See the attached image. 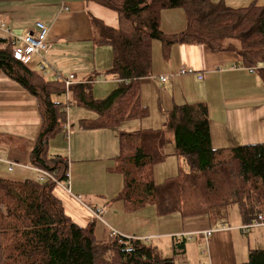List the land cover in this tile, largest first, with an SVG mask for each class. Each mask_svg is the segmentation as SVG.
Returning a JSON list of instances; mask_svg holds the SVG:
<instances>
[{
    "label": "trees",
    "instance_id": "1",
    "mask_svg": "<svg viewBox=\"0 0 264 264\" xmlns=\"http://www.w3.org/2000/svg\"><path fill=\"white\" fill-rule=\"evenodd\" d=\"M85 2L117 13L119 20L118 28H110L91 16L100 29L97 44L113 52L112 67L105 75L118 82L103 99L94 97L98 78H91L72 86L65 103L54 101V96L67 95L64 82L49 80L41 69L20 62L14 46L0 38V70L38 101L42 125L31 165L62 184L67 181L69 162L52 154L50 143L59 135L67 136L68 107L98 115L94 121L80 122L83 129L119 128L124 122L147 118L140 86L141 80L152 76L154 41L162 44L165 58L172 46L189 44L213 53H232L244 68L264 65V5L258 2L238 9L224 0ZM172 9L184 10L187 28L168 35L161 30V14ZM258 74L264 83V70ZM119 141L115 170L123 176L124 187L115 201H122L127 213L155 206L159 217L206 216L212 228H228L233 207L238 208L243 225L264 215V144L214 150L207 104L175 106L161 130L120 133ZM168 144H173L181 165L177 177L158 186L154 168L166 161ZM56 186L52 180L19 182L0 177V264H177L173 257L162 258L151 242L111 234L103 240L95 232L96 221L86 227L73 223L53 195ZM176 247L185 248V243ZM243 264H264V249H251Z\"/></svg>",
    "mask_w": 264,
    "mask_h": 264
},
{
    "label": "crops",
    "instance_id": "2",
    "mask_svg": "<svg viewBox=\"0 0 264 264\" xmlns=\"http://www.w3.org/2000/svg\"><path fill=\"white\" fill-rule=\"evenodd\" d=\"M224 1L235 9L247 7L251 2ZM238 1L237 5L231 4ZM91 16L110 28L119 26L117 13L85 0H0V22L6 25V29L0 28V38L8 40L11 34L23 36L34 31L37 23H43L49 29L51 48L49 53L39 54L30 62L32 69L38 71L42 64L45 65L49 73L46 78L52 81L56 74H74L75 85L98 78L93 85V95L103 99L117 88L118 82L112 79L107 83L105 73L112 67L113 52L111 49L108 53L110 47L97 44L100 29L93 25ZM186 28L183 9L162 12L163 33L180 34ZM152 56V76L141 80L140 86L141 103L149 114L147 118L124 122L119 128L83 129L80 122L94 121L98 115L85 108L68 107L70 133L52 140L50 150H67V154L61 156L69 162L70 183L67 187L57 185L53 195L62 203L65 214L73 223L86 227L96 221L95 232L100 239L107 240L112 231L117 232L98 225L104 216L111 227L117 221L133 219L136 225L146 226L147 230L155 226L158 231L133 235L123 227L118 231L127 237L117 234L125 238L150 239L161 251L165 242L170 254L176 244L184 242L185 248H192L204 240L202 244H206L207 251L202 254L208 255V264H238L237 247L242 248V243L235 241V232L226 227L212 228L206 216L182 219L175 214L159 217L155 206L126 213L123 202L115 201L124 187L123 176L115 170L121 152L119 136L120 133L161 130L167 114L175 106L205 103L214 150L264 144V83L258 72L250 73L248 68L242 67L236 55L213 53L202 45L176 44L172 46L170 56L165 58L162 44L154 41ZM183 68L192 69L196 74L180 75ZM169 75L175 77L161 82L162 77ZM198 75H203V79L199 80ZM100 78L103 80L99 81ZM41 125L37 98L0 70L1 178L9 172L7 162H14L19 166L9 172L12 177L5 178L19 182L34 179L29 174L30 171L35 174L30 169L33 167L30 155ZM164 153L166 161L154 168L158 186L177 177L181 165L173 144L166 145ZM79 197L82 198L80 201ZM97 209H103L101 220L94 216ZM209 230L214 233L207 240L205 233ZM102 233L105 234L103 238ZM195 236L200 240L192 239ZM248 245L250 247L249 241Z\"/></svg>",
    "mask_w": 264,
    "mask_h": 264
},
{
    "label": "rangeland",
    "instance_id": "3",
    "mask_svg": "<svg viewBox=\"0 0 264 264\" xmlns=\"http://www.w3.org/2000/svg\"><path fill=\"white\" fill-rule=\"evenodd\" d=\"M217 3H219L222 0H214ZM231 0H227V2H230ZM254 2H258L260 5H264V0H251V3ZM238 2H233L231 4L233 5H237ZM248 4V5H250ZM247 5V6H248ZM229 7V6H228ZM246 7V6H245ZM107 52H111V48H107ZM111 59V58H110ZM109 60V57H108ZM108 82L107 83H111L110 81L112 79H110L109 77H107ZM54 101L56 102H63L65 103L68 98L67 96H61V97H54L53 98ZM54 148H52L51 153L52 154H59V155H66L67 154V150H53ZM30 176L32 178L35 179V174L33 172L30 171ZM33 174V176H32ZM5 177H12V173H9L6 171L5 174H3ZM0 177H2V175L0 174ZM3 177V178H5ZM6 179H10V178H6ZM127 213V212H126ZM105 218V216H104ZM103 218V221H98V225L102 226V228H104L105 226L107 228H112V229H116L117 232L120 235L121 234L118 229L120 228H127L129 229L130 233H133V235H138L141 233H156L158 230L156 229L155 226H151L148 230L146 228V226H141V225H136V223H134L132 220H120L117 221L115 223H113V226H109L108 223L106 222V220ZM241 224V225H240ZM228 228H231L233 232H235V241H239L242 243V248H238L237 247V254H238V258H239V263L238 264H242L244 262L247 261V257H248V249H264V227H259V228H254L252 229L249 233L244 234L239 228L243 227L244 225L242 224L241 218H240V214H239V210L237 207H233L229 210V216H228ZM109 231V230H108ZM105 236V234H101V237L103 238ZM125 236V235H123ZM98 237V236H97ZM127 237V236H125ZM239 237V238H237ZM99 238V237H98ZM130 239H142L140 237H128ZM192 239L195 240H200L198 239V237H193ZM170 241V240H169ZM204 241V240H203ZM202 241V242H203ZM206 241V240H205ZM248 241L250 242V247L248 245ZM202 242H199V245H197V247H187V248H183V247H176L175 249H172V252L170 254V250H169V245L166 244L165 242L162 243V251L160 250V256L162 258H175V261L177 264H208V255H203L202 252L203 251H207V246L206 244H202ZM207 242V241H206ZM153 246H155V243H153ZM156 247V246H155ZM157 248V247H156ZM158 250V251H159ZM250 252V251H249Z\"/></svg>",
    "mask_w": 264,
    "mask_h": 264
},
{
    "label": "built area",
    "instance_id": "4",
    "mask_svg": "<svg viewBox=\"0 0 264 264\" xmlns=\"http://www.w3.org/2000/svg\"><path fill=\"white\" fill-rule=\"evenodd\" d=\"M0 28L6 29V25L2 22H0ZM48 35H49V29L46 25L43 23H37L36 28L31 33L25 34L23 36H15L13 34L9 35L8 41L14 46V56L16 59H18L23 64H30V62L39 54H47L50 51L51 46L48 42ZM260 69L264 70V65H261L256 68H248L250 73H257ZM41 70L43 71V74L45 77L49 75L48 71L46 70L45 66H41ZM192 75L196 74V72L192 69L183 68L180 71V75ZM175 77V75H169L162 77L160 80L163 83L168 82L169 80H172ZM76 77L74 74L68 75V76H61L57 75L55 76V80L64 82L66 88H67V98L69 100L70 97V89L72 86L75 85ZM198 79L202 80L203 75H198ZM103 78H100L99 81H102ZM67 100V101H68ZM71 130V127L69 123L66 125V134L69 135ZM8 164V171L13 172L18 164L14 162H7ZM33 170L36 174V180L39 182H47L48 180H52L57 185H64L65 187L69 186L70 183V176L67 174L66 182L65 184H62L58 182V180L54 177V175L50 174L49 172L37 169L35 167L30 168ZM82 198L79 197L78 200L80 201ZM103 214V209H97L94 213V216L96 219L101 220ZM264 227V215L259 216V218L254 221L250 225H244L243 227L239 228L244 234L249 233L254 228ZM225 228V227H223ZM214 231L209 230L205 233L206 239L208 240L209 237L213 235ZM112 236H119L117 232L112 231ZM144 242L149 243L150 239H144Z\"/></svg>",
    "mask_w": 264,
    "mask_h": 264
}]
</instances>
